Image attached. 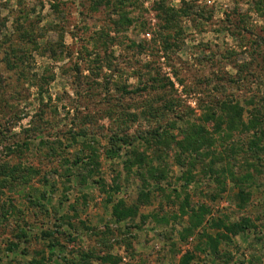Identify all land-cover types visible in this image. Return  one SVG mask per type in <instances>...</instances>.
Returning a JSON list of instances; mask_svg holds the SVG:
<instances>
[{"label":"rangeland","instance_id":"obj_1","mask_svg":"<svg viewBox=\"0 0 264 264\" xmlns=\"http://www.w3.org/2000/svg\"><path fill=\"white\" fill-rule=\"evenodd\" d=\"M96 1L0 0V162L36 170L29 182L0 189V264H30L34 257L40 261L39 255L41 264H66L65 257L72 261L90 250L97 257L119 256L120 264H177L182 253L197 244L201 230L195 228L181 239L189 224L181 211L186 196L182 174L190 164L181 161L174 143L158 159L154 144L136 139L110 157V137L117 129L132 137L147 130L156 120L154 111L166 102H178L176 113L200 123V103L231 95L244 104L264 92V44L257 48L264 14L257 9L258 0H185L192 11L182 10L166 29L161 25L167 20L159 19L154 7L158 0H128L132 21L119 32L112 25L118 15L109 17L110 9L96 6ZM165 3L183 7V0ZM21 23L32 37L21 38V31L16 32ZM168 35L173 47L166 54ZM242 65V79L233 85L229 79ZM145 84L147 91H135ZM208 126L212 129L213 123ZM170 131L177 135L179 130ZM237 132L233 139L244 145L248 133ZM76 133L83 136L72 138ZM26 140L31 141L28 149L23 147ZM85 144L97 148L93 175L87 180L82 176L86 169L81 172L80 163L71 164L80 151L87 153L80 154L82 158L88 156ZM7 146L12 150L6 151ZM134 147L153 157L152 167L163 165L166 176L158 182L148 178L150 202L139 206L135 218L117 221L112 215L116 200L123 198L130 206L140 200L143 180L135 175L138 167L132 166L130 175L125 166ZM199 159L195 172L212 161L211 156ZM225 163L217 162V168ZM69 167L72 171L67 173ZM248 169L254 176L244 187L251 194L242 202L234 177L243 180ZM234 172L233 179L228 171L221 175L223 184L195 174L186 187L190 206H206L203 228L213 235L223 230L217 223L248 217L255 227L232 236L228 264H264V172L240 165ZM115 178L122 188L113 193L109 190ZM218 185L225 189L219 191ZM152 213L168 220H156ZM142 215H148L145 221ZM22 227L29 240L11 251L9 245L18 240ZM49 230H55L53 248L48 245L52 238H44ZM203 256L200 253L194 263L225 264L211 257L203 263ZM92 261L110 264L95 257Z\"/></svg>","mask_w":264,"mask_h":264},{"label":"trees","instance_id":"obj_2","mask_svg":"<svg viewBox=\"0 0 264 264\" xmlns=\"http://www.w3.org/2000/svg\"><path fill=\"white\" fill-rule=\"evenodd\" d=\"M128 0H98L95 2L96 6L99 4L105 5L108 9H110L108 16L112 17V14L118 15V18H112L113 28L119 32L124 28L126 24L131 23L132 19L128 15ZM191 4L183 0V7L180 9L169 6L165 3V0H158L155 2V10L159 12L158 17L163 20H167L165 25H161L163 29L170 28L172 24V19L178 17L179 13L182 10L185 14H189L191 12ZM257 9L264 14V0L257 1ZM162 16H161V15ZM176 25V23H175ZM174 28V25H173ZM22 33H21V32ZM16 32H20L19 35L23 38L26 35L33 36V33L28 31L23 23L20 24L19 30ZM101 32H99L97 37H94L95 44H98L97 40L101 38ZM165 45L163 50L166 54L169 53L170 49L173 47V44L170 41L169 35L165 37ZM257 40V39H256ZM261 44H264V34L258 38L257 48L261 47ZM176 45H174L175 47ZM9 52V51H8ZM6 54V53H5ZM8 54V53H7ZM6 54V55H7ZM95 59L99 60L100 55ZM7 64L12 68L15 67V64L11 61L9 57H5ZM245 66V65H244ZM243 65L241 68H238L236 75L230 77L229 82L235 85L240 82L242 77ZM79 68V67H77ZM0 78L2 79L1 75ZM152 85V84H151ZM149 85H139L136 87L135 91H142L148 89ZM258 99L255 100V96H251L248 99H245V103L240 101L234 96H224L222 99H211L205 101V103H200L199 106L203 109V114L201 117V122H194L189 117H185L183 113L177 112L178 102L174 103V101L170 103H165L163 105V109H156L154 111V116L156 117L154 123H150V126L147 130L142 131V133L137 134L132 137L128 133H121L119 129L110 137V148L107 151V154L110 157L118 156L121 151L125 150L127 144L132 143L133 140H139L142 144H147L151 146L154 144V154L157 155L158 159L161 158L162 150L171 146V144L177 145L179 151L177 153L178 157L181 159L183 163H189L190 166L187 167L185 172L182 174V178L185 179L183 186V191L186 194L184 201L182 202L181 211L183 214L188 215L189 224L183 228L180 233L181 239L185 240L189 234H191L194 229L200 227V231L198 233V241L197 244L193 247V249L186 250L183 252L177 264H195L194 261L199 257L200 253H204V259L202 262H206L209 257L213 260H221L224 261L225 264H228L229 260L232 258V255L229 251V246L232 244V239L234 235H237L242 232L249 231L255 227V224L250 221L248 217L243 218L241 221H235L230 224H225L224 222L215 223L214 225L217 229L215 235L207 232L205 228H203L205 222V212L206 206L199 207V210H195L190 206L189 195L186 187L189 186L190 182L195 179V174L199 173L204 175H209L214 179L217 183L223 184L221 181V175L228 171L233 179V176L236 174L235 168L240 165L241 167L247 166L252 167L257 173L264 172V92L257 95ZM250 105L251 108L246 107ZM248 110L249 118L245 119L244 112ZM173 114L171 118H169V114ZM173 116L175 118H173ZM179 119V120H178ZM179 121L182 122L181 125ZM213 123V128L210 129L208 125ZM225 126V127H224ZM178 128V134H174L170 131V129ZM225 129V130H224ZM35 130V126L33 129ZM238 131L237 133H248V138L246 143L239 144L235 141L233 132ZM77 136H83V133L73 134L72 138H77ZM30 142L27 140L24 142L23 147L28 149L30 147ZM229 142V144H228ZM20 145V144H19ZM90 153L88 156H82L80 154H87L84 150L78 152V155L75 158V161L71 163L72 165L75 163L78 164V169L82 172L83 169H86V173H82L83 179L87 180L90 175H93V167L91 166L93 163L91 162L94 158L93 155L97 153V148L92 145H88ZM218 145L222 146V150L218 149ZM213 146H215L213 148ZM12 146H7L5 148L6 151H11ZM22 149V146H19L18 149ZM20 149V150H21ZM202 149L207 151L202 152ZM127 151V150H126ZM132 157L125 159V166L127 168V173L132 174V166H137L138 169L135 172V175L143 180V186L140 190L139 198L137 204L133 206L127 205L123 198H120L115 201L113 205V217L115 220L120 221L126 217L135 218L138 215L139 206L142 204H147L150 202V193L149 190V179L153 181H157L158 179H162L166 176V170L163 165H158L156 167H152L150 164L153 160V157L147 156L145 153H140L136 147L132 149ZM159 152V153H156ZM226 152V154H223ZM211 156L212 161L210 163L203 164V168L200 171L195 172L193 170L198 163H200V159L196 160L199 157ZM88 158V162L85 159ZM225 160V165L223 167L217 168V162H222ZM83 162V163H81ZM91 166V167H90ZM94 166V165H93ZM248 169L244 173V177H238L234 179L237 180L236 186H240L239 198L242 202L247 200L248 190H246L245 182L247 185H250L249 182L253 180V173ZM72 171L71 167L66 168V172L69 173ZM36 174V170L31 167L20 166V165H10L8 163L0 162V189L5 187H12L14 185H22L24 183L29 182V180ZM246 179V180H245ZM97 180V179H96ZM116 178L114 183L110 187V192L116 193L119 192L122 188L120 183L116 182ZM98 181V180H97ZM234 181V180H233ZM99 182L103 183L99 177ZM251 183V182H250ZM243 185V186H242ZM220 186V185H218ZM103 190L104 186L101 187ZM225 189V185H221L219 187V191ZM181 190V191H182ZM180 192V191H178ZM251 194V193H250ZM219 195V194H218ZM217 194H213L212 198L215 199ZM33 203H36L43 208L45 205L41 203L40 199L33 200ZM47 210V208H46ZM154 219L156 220H164L167 221L168 217L159 216L158 213H152ZM148 215H142L143 221L147 219ZM183 217V216H182ZM63 217H61L62 219ZM58 230V224L55 225ZM44 238H52L51 242L48 244L51 248L55 247V243H53V237L55 236V230L45 231ZM18 240L11 242L9 245L11 251H16L20 245V242L29 240V235L27 233V229L22 227L19 231ZM55 240V239H54ZM103 240V239H102ZM104 241V240H103ZM224 244V245H222ZM41 254V253H40ZM38 257V256H37ZM99 258L103 262H109L110 264H120L121 258L119 256H113L110 254L94 256L92 250L83 251L80 253L78 258L69 260L66 257L64 260L66 264H92V258ZM40 261L35 259V257L30 261V264H41V256L39 255ZM206 258V259H205ZM2 257H0L1 263ZM38 262V263H37ZM197 264V263H196ZM202 264V263H200Z\"/></svg>","mask_w":264,"mask_h":264}]
</instances>
